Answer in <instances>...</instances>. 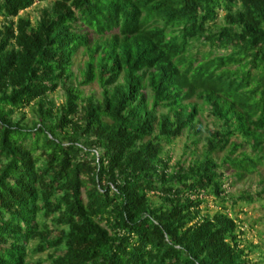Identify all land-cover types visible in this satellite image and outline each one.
I'll return each instance as SVG.
<instances>
[{
  "label": "trees",
  "instance_id": "obj_1",
  "mask_svg": "<svg viewBox=\"0 0 264 264\" xmlns=\"http://www.w3.org/2000/svg\"><path fill=\"white\" fill-rule=\"evenodd\" d=\"M0 22V264H257L235 209L264 189L227 184L264 166V0H0Z\"/></svg>",
  "mask_w": 264,
  "mask_h": 264
},
{
  "label": "rangeland",
  "instance_id": "obj_2",
  "mask_svg": "<svg viewBox=\"0 0 264 264\" xmlns=\"http://www.w3.org/2000/svg\"><path fill=\"white\" fill-rule=\"evenodd\" d=\"M45 2H36L30 8L25 11H22V15L29 16L33 21L38 19L39 17V9L43 7ZM1 23V22H0ZM88 56L84 55L83 49H81L74 61L73 71L75 75L72 78V82L74 85H77L79 81L83 79V71L85 69V62L87 61ZM81 90L85 97L93 96L97 99L101 98V87L99 82L96 80L91 84H86L81 86ZM51 98L55 100L57 105H60L66 101V92L64 87L60 86L54 93L51 94ZM199 103H202V100L195 99ZM25 111L27 112V118L33 119L35 117L31 107H26ZM204 126L208 125L211 121V118L208 117V113L205 112L203 116ZM205 135V132L203 133ZM188 142L187 136H183L178 138L177 141L170 147L166 149L173 154L172 164H175L179 159L186 158L185 149L186 143ZM204 143L203 141L199 144L200 149L202 148ZM188 156L190 154V150H188ZM188 158V157H187ZM190 158V156H189ZM227 188L231 194H239L243 190H248L250 192H257L261 189H264V166H260L259 170L251 175L245 177L244 180L235 182L232 185L227 184ZM229 212L235 215L232 212V208H230L231 204L228 203ZM222 201L216 199L214 196H209L207 202L203 205L204 213L214 214L216 211L221 209ZM236 213L239 219L242 221V226L245 231L244 239L246 243H253L258 246L252 253L251 258L257 264L264 263V200L256 201L255 203H240L236 207ZM49 251H45L44 253L36 254L34 259L44 258L46 263L48 264Z\"/></svg>",
  "mask_w": 264,
  "mask_h": 264
}]
</instances>
